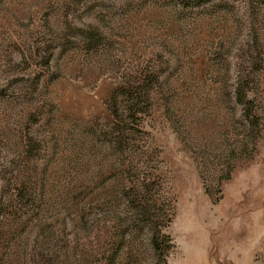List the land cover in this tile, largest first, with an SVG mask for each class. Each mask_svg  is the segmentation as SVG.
I'll return each instance as SVG.
<instances>
[{"label":"rangeland","instance_id":"1","mask_svg":"<svg viewBox=\"0 0 264 264\" xmlns=\"http://www.w3.org/2000/svg\"><path fill=\"white\" fill-rule=\"evenodd\" d=\"M110 259L264 264V0H0V264Z\"/></svg>","mask_w":264,"mask_h":264},{"label":"trees","instance_id":"2","mask_svg":"<svg viewBox=\"0 0 264 264\" xmlns=\"http://www.w3.org/2000/svg\"><path fill=\"white\" fill-rule=\"evenodd\" d=\"M207 1H210V0H199V2L201 3H204ZM148 81H151V80H145V83ZM138 85L139 84H137L136 87L133 88L134 89L133 91L132 89H126V90H124V88L121 89V92L118 96H121L122 98L125 97L124 99H126V100H123V104H121L123 112H130L135 106H137L138 101L143 96L141 91L145 89H143L144 88L143 86H138ZM234 94H235L237 102H241L245 98L240 88H236V91L234 92ZM107 264H113V262H111V259L109 260Z\"/></svg>","mask_w":264,"mask_h":264}]
</instances>
